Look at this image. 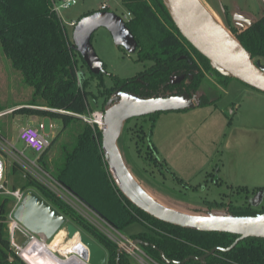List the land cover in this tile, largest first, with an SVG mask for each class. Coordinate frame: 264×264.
Segmentation results:
<instances>
[{"label": "trees", "instance_id": "1", "mask_svg": "<svg viewBox=\"0 0 264 264\" xmlns=\"http://www.w3.org/2000/svg\"><path fill=\"white\" fill-rule=\"evenodd\" d=\"M122 2L131 13L127 25L139 43V61L152 64L134 78H119L105 72L115 83L114 91L122 89L143 98L171 97L184 92L194 97L203 68L212 70L221 79H233L213 69L210 61L182 36L162 0ZM227 25L253 58L264 56V13L251 26ZM0 42L4 53L22 69L35 91L30 105L36 107L19 108L15 112L59 120L63 130L68 128L66 135L69 139L61 143L60 160L53 167L47 159L44 162L48 148L38 157L41 167L117 230L122 232L129 225L140 222L144 230L132 238L154 244L157 249L150 245L141 246L146 253L165 264L168 263L162 260L160 251L170 260L184 261L190 256H202L214 248H228L235 242L239 237L237 234L198 231L159 220L137 207L120 190L103 154L102 131L80 117L98 109V98L82 81V71L77 64L80 54L73 48L67 27L54 11L51 0H0ZM180 74H186L187 78L172 84L171 77ZM114 91L106 93V102ZM209 101L201 94L197 105ZM126 129L125 124L123 131ZM13 168L16 173H24L17 178L20 183L13 185L12 190L37 192L106 250L108 264H117L119 246L115 241L19 163L13 162ZM15 202L13 195L0 192V264H26L11 245L8 218ZM259 210L251 207L234 210L232 214L264 213V210ZM131 258L122 251L120 264H131ZM184 264H264V238L249 237L240 240L230 251L217 249L202 261L191 259Z\"/></svg>", "mask_w": 264, "mask_h": 264}, {"label": "rangeland", "instance_id": "2", "mask_svg": "<svg viewBox=\"0 0 264 264\" xmlns=\"http://www.w3.org/2000/svg\"><path fill=\"white\" fill-rule=\"evenodd\" d=\"M202 1L226 28L228 23L235 27L248 25L235 20L236 15L254 22L264 13L263 0ZM55 3L60 5L62 0H51L54 11ZM103 4L108 5L109 11L126 15L127 8L122 0H77L76 5L55 11L67 27L72 43L75 22L89 11H97ZM91 41L110 75L134 78L152 64L139 61L137 51L130 53L117 46L105 27L96 30ZM254 59L264 65V56ZM77 64L82 71L83 83L98 98V110L106 108V93L115 90L112 77L92 74L80 56ZM201 76L195 96L204 94L209 102L197 105L195 99L193 108L158 112L126 121L127 129L122 131L118 141L124 159L142 186L158 202L170 208L188 214L228 215L234 210L253 207L250 198L260 190L263 191L261 206L254 207L264 210V92L238 79H221L212 70L203 68ZM34 92L22 69L4 53L0 42V113H7L0 118V128L15 147L10 154L2 156L6 163L5 186L8 190L20 183L17 178L24 173L14 172L13 162L28 158L38 161L36 153L18 138L22 126L44 122L49 138L56 137L44 159L51 167L60 160L61 143L69 139L68 128L63 130L61 121L15 112L19 108L36 107L30 105ZM93 218L101 224L100 229L105 234L108 232L114 238L120 236L113 234L97 214ZM65 227L61 229L65 230ZM142 230L144 226L135 222L122 234L132 238ZM16 238L18 242H24L19 231H16ZM55 255L67 257L60 252Z\"/></svg>", "mask_w": 264, "mask_h": 264}, {"label": "water", "instance_id": "3", "mask_svg": "<svg viewBox=\"0 0 264 264\" xmlns=\"http://www.w3.org/2000/svg\"><path fill=\"white\" fill-rule=\"evenodd\" d=\"M162 1L182 36L210 61L213 69L225 77L238 79L264 92V65L260 60L253 58L252 53L212 14L202 0ZM235 20L246 22L248 26L255 22L241 15H236ZM100 27L108 29L115 44L124 47L128 52L134 53L139 47L123 16L109 10H97L81 17L73 29L72 46L94 75L107 72L91 41L94 32ZM186 77V74L174 75L170 82L180 83ZM195 99L198 101L197 96L191 97L188 92L171 97L143 98L134 92L119 89L109 98L104 110L102 149L105 160L117 186L137 207L159 220L183 228L239 235L228 248H214L202 256H190L184 261L170 260L163 251H160L162 260L168 264H184L191 259L202 261L217 249L232 250L240 240L249 237L264 238V213L244 216L233 214L218 216L210 213L199 215L184 213L163 205L142 186L123 157L118 140L126 121L158 112L193 108L196 105ZM14 218L45 240L52 239L66 225L69 239L77 233L80 234L81 242L86 248L84 249L86 256L81 257L85 263L107 264L106 250L87 233L70 223L63 213L34 190L25 193L14 211ZM134 243L150 245L157 249L154 244L141 239H135ZM117 252V264H120L122 248L119 247ZM73 257L74 255H71L70 259L65 257L62 260L64 264H70Z\"/></svg>", "mask_w": 264, "mask_h": 264}, {"label": "built area", "instance_id": "4", "mask_svg": "<svg viewBox=\"0 0 264 264\" xmlns=\"http://www.w3.org/2000/svg\"><path fill=\"white\" fill-rule=\"evenodd\" d=\"M77 0H62L60 5H54L55 11L59 12V9H68L74 5H76ZM101 10H108V5L103 4L100 7ZM131 16L130 12H127L123 18L127 21ZM76 24V22H75ZM7 113H0V118ZM83 120L92 125L94 128H98L99 130H103L104 128V110H93L88 113H84L80 115ZM47 126L44 122H39L35 125H25L19 129L18 138L21 139L26 147L31 148L39 157L44 151H46L51 145V139L49 138L47 132ZM3 129L0 128V192L7 193L8 195H13L16 198V202L14 208L12 209L8 222H9V230H10V239L11 245L14 248L15 253L19 256L26 264H29L24 258L23 250L33 241L36 240L38 242H48L39 235L32 233L23 225H21L14 218V211L23 196L25 195L24 191L21 189L17 190H8L5 186V170L6 163L3 160V154H10L11 149L15 148L4 135ZM19 162V161H18ZM20 165L34 177H36L40 182L44 183L50 190H52L59 198H61L64 202H66L70 207H72L76 212L89 220L93 225H95L101 232L100 223L96 221L93 217L97 214L94 210H92L87 204H85L78 196H76L72 191H70L66 186L60 183L49 171H45L44 168H41L37 160L32 159H20ZM44 170V171H43ZM98 215V214H97ZM93 216V217H92ZM99 218L104 221L111 229L113 234H118V238H114L110 233L106 232L107 236L115 241L122 251L128 253L132 258L136 259L139 264H165L154 259L148 253L144 251L140 244L134 243L133 238L127 237L122 234L121 231L117 230L113 225H111L108 221L98 215ZM105 230V229H103ZM16 231H19L24 240L23 243L17 241ZM66 231V228H65ZM105 234V232H103ZM67 237V231H66ZM29 242V243H28ZM28 243V244H27Z\"/></svg>", "mask_w": 264, "mask_h": 264}, {"label": "bare ground", "instance_id": "5", "mask_svg": "<svg viewBox=\"0 0 264 264\" xmlns=\"http://www.w3.org/2000/svg\"><path fill=\"white\" fill-rule=\"evenodd\" d=\"M66 231L61 229L55 237L48 242H38L33 240L24 250V258L29 264H64L61 257L55 255V251L59 250L64 254L72 253L73 262L70 264H87L81 257H85V246L81 242L80 234L77 233L69 241H65ZM70 255L67 258L70 259ZM72 259V258H71ZM56 260V261H55ZM75 260V261H74Z\"/></svg>", "mask_w": 264, "mask_h": 264}, {"label": "flooded vegetation", "instance_id": "6", "mask_svg": "<svg viewBox=\"0 0 264 264\" xmlns=\"http://www.w3.org/2000/svg\"><path fill=\"white\" fill-rule=\"evenodd\" d=\"M107 73V72H106ZM106 73H104V74H106ZM181 75V74H180ZM187 78V77H186ZM184 81V80H183ZM181 83V82H180ZM175 84H178V83H175ZM204 94H202V96H203ZM262 196H263V193H262V191H260V190H258V191H256L253 195H252V197L250 198V202H251V206H256V205H258V204H260V202L262 203ZM259 206H261V204L259 205Z\"/></svg>", "mask_w": 264, "mask_h": 264}, {"label": "crops", "instance_id": "7", "mask_svg": "<svg viewBox=\"0 0 264 264\" xmlns=\"http://www.w3.org/2000/svg\"><path fill=\"white\" fill-rule=\"evenodd\" d=\"M57 126V125H56ZM65 241H69V238L68 237H66L65 236ZM57 252H60L61 254H63L61 251H59V250H56L55 251V253H57ZM70 254H72V253H70V252H68L67 254H64V255H66L67 257H68V255H70ZM61 258H63V257H61ZM131 264H139L137 261L135 262L134 260H133V258H131Z\"/></svg>", "mask_w": 264, "mask_h": 264}]
</instances>
